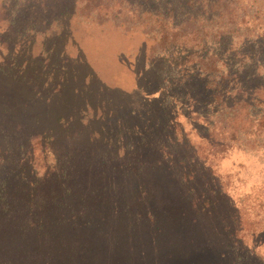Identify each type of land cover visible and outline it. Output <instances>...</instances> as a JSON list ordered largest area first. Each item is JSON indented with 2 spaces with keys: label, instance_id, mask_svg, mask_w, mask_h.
Here are the masks:
<instances>
[{
  "label": "rangeland",
  "instance_id": "1",
  "mask_svg": "<svg viewBox=\"0 0 264 264\" xmlns=\"http://www.w3.org/2000/svg\"><path fill=\"white\" fill-rule=\"evenodd\" d=\"M49 15L34 26L25 25L26 15L12 29L0 26V142L9 148L3 158L23 169L18 182L34 191L29 202L48 221L44 233L20 235L16 246L0 231V264H264L260 188L236 186L230 194L239 192L238 205L211 201L206 212L186 210L191 191L181 192L185 201H150L156 187L166 196L177 185L162 173L152 187L157 172L146 169L145 158L210 151L201 138L213 139L217 123L210 133L204 127L211 112L206 92L199 89L202 103L177 99L181 91L163 56L151 55L152 42L138 30L98 24L85 12L63 28L62 21L48 24ZM126 138L152 149H122ZM259 144L264 148V138L244 148ZM125 158L135 166L125 168Z\"/></svg>",
  "mask_w": 264,
  "mask_h": 264
},
{
  "label": "trees",
  "instance_id": "2",
  "mask_svg": "<svg viewBox=\"0 0 264 264\" xmlns=\"http://www.w3.org/2000/svg\"><path fill=\"white\" fill-rule=\"evenodd\" d=\"M57 7L63 10L56 13ZM75 12L89 14L86 18H94L98 24L108 22L141 32L152 42L151 55L163 56L167 70L172 73L169 77L172 86L181 91L177 99L202 103L200 88L208 96L210 122L204 127L210 130L215 121L217 126L214 133L207 131L213 139L201 138V141L210 151L199 154L197 149H191L178 160L170 154L164 156L166 159L145 158L146 169L151 166L157 172L156 178L150 175L152 187L163 179L162 173L177 185L166 196L156 187L150 193V201H185L188 197L181 192L191 191L190 209L186 210L193 213L206 212L205 206L211 201L238 205L239 192L230 194L236 186L260 188L263 190L260 197L264 196L263 144L252 151L244 148L246 142L264 138V0H53L51 3L49 0H0V26L5 30L8 24L12 29L25 15L30 20L25 25L34 26L37 18L51 13L46 18L48 24L63 22V28H67L69 17ZM188 45L196 50L189 51ZM176 47L179 53H175ZM191 82L198 89L192 90ZM217 134L223 136L217 138ZM137 140L126 138L122 149L134 152L148 147L141 140L133 144ZM148 141L157 145L154 139ZM161 149L159 146L158 150ZM8 151V146L0 142V231L16 246L20 235L44 233L48 221L42 208L37 209L29 202L34 191L25 189V182H18V175L25 174L23 169L12 168V160L3 158ZM136 160L141 161V156ZM120 161L125 168L135 166L132 159ZM164 207H159L160 211L168 212ZM152 211L147 208L146 214L153 215ZM76 220L75 217L73 221ZM57 225L59 229L64 227L61 223ZM188 230L191 232V225ZM190 243L202 247L195 238ZM249 253L256 256L252 250Z\"/></svg>",
  "mask_w": 264,
  "mask_h": 264
}]
</instances>
